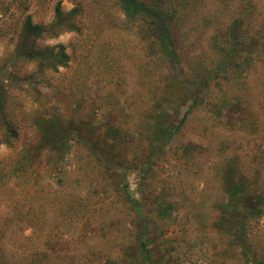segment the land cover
<instances>
[{
  "label": "rangeland",
  "instance_id": "rangeland-1",
  "mask_svg": "<svg viewBox=\"0 0 264 264\" xmlns=\"http://www.w3.org/2000/svg\"><path fill=\"white\" fill-rule=\"evenodd\" d=\"M116 2L0 0V253L8 264H112L144 234L158 264H264V0L180 7L186 75L160 82L144 29ZM28 16L43 36L26 34ZM154 115L179 124L170 140L153 134ZM235 156L261 201L250 247L220 225L234 207L213 208L229 199L214 173Z\"/></svg>",
  "mask_w": 264,
  "mask_h": 264
},
{
  "label": "trees",
  "instance_id": "trees-1",
  "mask_svg": "<svg viewBox=\"0 0 264 264\" xmlns=\"http://www.w3.org/2000/svg\"><path fill=\"white\" fill-rule=\"evenodd\" d=\"M192 1L195 0H117L116 2L118 9L121 10L126 19L133 25L141 27L142 30L144 29L145 35L148 37L146 39L149 43V47L151 48V53L156 57L155 60L158 61L159 65L158 68L154 69V72L152 73L153 80L159 79L160 82L159 73H162L163 75L165 74L166 81H171V79H168V74H166L169 71H171L169 73L177 81H181V79L186 75L185 66L182 64L180 57L181 55L178 51L176 40L173 36V28L179 20L180 7L183 8L185 4L188 6ZM56 11L58 16L63 14V10L60 5L57 6ZM77 11L78 8H74L72 10L73 13ZM24 29L27 35L29 34L36 38L43 36L45 32L44 27L33 23L30 16L26 18ZM219 47L221 49V53L225 51V48L222 49V46ZM54 49V47L49 49L51 54L48 56V58L52 59L55 67L58 64H65L67 62L68 56L64 53L63 47H61V53L58 51L56 52ZM230 51L233 53L234 49L230 47ZM236 51L237 50H235V53ZM40 52L41 51L35 49L32 53H30V57L33 59H38ZM211 66L213 65L210 62L208 64V69H210ZM160 69L164 70V72H161ZM178 70H180V72H178ZM221 70L222 66L220 65L219 71ZM210 71L214 70L210 69ZM155 82V85H157V81ZM154 119L153 134L155 137H158L159 139L170 140L171 136L177 132L179 124L177 126L169 124L159 115H154ZM148 145L150 147H154V145L151 143ZM224 145L225 147L228 146V144L225 142ZM221 148L222 144L220 149ZM214 176L219 180L220 183L227 186H225V190L228 192L229 199L224 200L223 196L222 199L219 197V200L216 201V203L213 205V208L216 210L217 206L220 205L223 208L234 207L235 210H229L230 212L228 213H235L234 216L236 215L235 217H230V215L223 216V219L227 218V220H230L229 222L231 224L229 227H227V224L224 222L220 225L226 227L224 228L226 231L233 234L235 238H237L239 241H242L244 244L246 243V245L250 247V244L247 242L249 222L251 221V217L253 215H256L262 211V209L258 207V204L261 202L259 200L260 198L256 196L257 188L255 184H257V182L252 180L249 182L247 181L246 176H244L242 172L238 157L233 158L232 162L222 161V163L219 164V167H217V172L214 173ZM253 186L254 188H252ZM121 189L127 203L135 210V212L141 215L140 213L142 212V204L135 196L134 191L131 189L130 184L126 180H124ZM257 195L264 196L262 193ZM247 196L250 197L249 204L248 202L244 201V198ZM137 242V247L133 248V250L124 249V255L126 257H124L122 254L119 261L117 259H110L109 263L158 264L154 259H152V251L144 234L139 235V241L137 240ZM0 264H8L2 253H0Z\"/></svg>",
  "mask_w": 264,
  "mask_h": 264
}]
</instances>
